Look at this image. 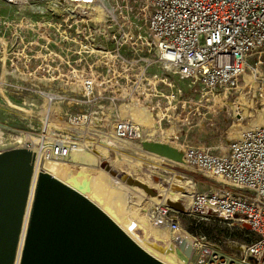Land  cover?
Returning <instances> with one entry per match:
<instances>
[{"label": "built area", "instance_id": "2783aa9c", "mask_svg": "<svg viewBox=\"0 0 264 264\" xmlns=\"http://www.w3.org/2000/svg\"><path fill=\"white\" fill-rule=\"evenodd\" d=\"M130 2L136 16L113 12L98 22L86 19L78 37L80 47L75 49H52V36L66 26L55 29L50 23L42 27L45 47L32 42L14 44L17 28L29 35L36 24L26 17L0 14V72L10 81L0 80V86L17 89L21 96L18 111L27 117L34 112L41 117L36 130L32 126L2 130L13 145L0 153L24 150L31 154L25 210L32 181L34 187L28 213L38 177L45 173L44 163L65 161L75 149L91 152L105 148L109 154H121L131 151L123 141L140 140V148L145 142L158 144L141 140L146 137L144 129L123 112L133 104L135 93L142 97V104L150 97H163L165 81L158 80L161 75L153 70L187 80L192 93H200L202 98L230 95L242 82L255 85V80L264 77V0ZM105 3L0 0V8L43 13L52 5L66 13L70 6L92 9ZM132 19L137 22L134 27ZM58 35H63L61 42L68 40L64 31ZM144 82L149 87L140 94ZM55 85L64 87L65 95L51 90ZM83 104L87 107L82 108ZM49 105L59 108L50 127L44 124ZM186 151L180 163L218 183L193 193L191 211L224 223L245 224L255 236L247 244L230 242L226 252L202 235L183 233L192 241L187 264H264V123L241 132L223 152L192 146ZM148 214L156 228L166 229L175 239L180 231L178 217L166 204L151 203Z\"/></svg>", "mask_w": 264, "mask_h": 264}, {"label": "rangeland", "instance_id": "374dc122", "mask_svg": "<svg viewBox=\"0 0 264 264\" xmlns=\"http://www.w3.org/2000/svg\"><path fill=\"white\" fill-rule=\"evenodd\" d=\"M106 3L108 7L113 10L114 14L120 13V15L129 17L136 16V10L132 7L130 0H106ZM50 6L51 7L48 8L47 12L43 13L34 12L31 9L25 8H19L18 11H16V9H7L1 7V15H9L10 17H26V19H29L31 22L36 24L34 28H31L33 32L29 35L22 33V29L20 32V28H17V36L16 39H14L15 41L12 40V43L14 41V44L20 45L21 42H32L45 47L44 40H42V27L50 23L55 29L57 26H66V28L58 29L59 31L57 32L56 37H53L51 35L52 49H55L56 47L65 49H75L80 47L79 40H81V38L78 37H81V26L85 23L86 19L94 21L92 17L96 16L95 11L85 8L91 13V15L88 16L87 14L79 13L81 11L78 12L77 7L74 6L68 7L66 13L61 12L59 9L55 8L52 5ZM92 14L94 16H92ZM131 22L132 27H134V24L137 23L133 19L131 20ZM88 25L92 24L90 23ZM21 26H23V24H21ZM50 30H52V33L54 35H56L54 29L50 28ZM62 31L65 32V37L68 39L64 42H61V37L63 36L61 35ZM58 34H60L61 36H59ZM22 35H26L25 37L27 40H24V37ZM137 52H139L138 49ZM133 54L137 55L139 53ZM154 72L161 75L157 76L158 80L165 81V85L161 88L163 97H150L146 101V104H142V97L138 98L135 93L133 104L130 106V108L123 110V112H125L127 116L129 115L130 111L138 108V106L147 108L148 111H150L149 113L145 109V111L147 112L146 116H148V119H145V127L137 124L144 129V134L146 136L141 138V140H159L158 142L156 141L158 144L166 145L168 147H170L168 144L169 141H177L176 143L178 144V147L176 146L175 148H170L179 152L181 154V158L183 157L184 152H187V146L210 149L214 153H220L226 149L230 141L238 138V135L240 134H238V130L240 128L248 126L255 121H257L255 122L256 124H261L264 122V86L262 85L264 77L255 80V85L252 84L246 86L242 82V84L238 86V89H236L235 92L231 93L230 95L224 96L220 94L215 98H202L200 93H192L193 89L190 88V83L187 80L180 79L178 77H172L170 75H162V73L157 72L156 70L152 71V73ZM147 79L149 82L151 81V84H154L152 78ZM0 80L10 84V81L6 80L3 72H0ZM147 83L148 82H144V85L146 86L139 89L140 94L145 93V89L149 87ZM51 90L57 92V95L62 96L65 95L66 89L64 87H60L59 85H55V88L53 87ZM67 93L68 91H66V94ZM150 93L153 94L152 91H150ZM17 94H19V92L14 88V86H0V126L4 128H6L7 126L11 129L21 130H25L28 126H32V128L36 130L38 127H40L41 117L38 116L35 112L31 114V117H27L25 113L18 111L17 109L20 106L19 103L21 100V96H17ZM240 94L242 95L241 97H245L247 99V102H249L245 106V108L247 107L249 111L245 114V118L243 119H241L240 116L236 115L237 113H243V111H235L233 108L236 103H239ZM248 106L250 108H248ZM83 107L86 108L87 105L83 104L82 108ZM58 109L59 108L55 105H49V107L45 111V125H48V127L53 125V113ZM155 114L158 115L157 118L155 117ZM130 120L133 121L131 118ZM9 139L11 140V138L8 137V134L5 133L3 138L0 139V151L5 150L13 145L12 141H10ZM123 143L127 148L131 150L129 152L121 153L124 156L125 160L128 159L132 162H135L136 160H139L138 157L140 152L142 150H145L149 153L156 154L173 162L180 163L181 161V158L177 161L169 157L157 154L153 151H149L143 148V146L142 148L137 147V145L140 143V140L133 142L123 141ZM148 144H152V142ZM138 148L140 150H138ZM76 150L81 155L90 153L89 151H85L83 149H75V152ZM96 151L97 150H95L94 152ZM80 159H82L79 160L81 164L88 163L87 161L83 160V158L80 157ZM122 163L123 165H125L124 161L121 162V164ZM110 164H113V168L118 167L116 163L113 162H104L99 165L97 161L93 162L92 166L96 167L98 165V167H100L106 173L113 174L110 171L111 168L108 167V165ZM159 165H161L163 169H166L168 172H171V174H173L171 175L170 173L157 171L156 175H152V178H157L155 179L157 180V183L165 189L171 187L169 178L172 177L180 179L181 181L189 179L192 182L194 192L204 191L210 186L213 187L218 185L215 180L203 177L198 173L192 172L191 170L183 166L182 163L181 165L174 166V164L164 161ZM148 169L150 168H145L143 169V171L146 172V170ZM178 176H183V178H180ZM121 179L128 182V179H126L125 176H122ZM129 183L133 184V182ZM173 191H175V189H173ZM148 193V195L154 196L156 191L152 190ZM137 200H139V205H135V207L140 209L141 215L149 217L148 206L144 204L143 198H139ZM184 204V199L180 198L176 205L171 206V208L169 207L170 212L178 217L180 232L183 231V233H186L187 235H202L210 241L220 244L222 249L226 252L229 251V243L232 241L247 244L255 239V236L249 231L248 226L245 224L240 225L236 222L224 223L214 217H206L200 214H196L191 211V205L185 210L182 209V205ZM127 207L128 204L123 205L121 207L122 211L124 212ZM130 237L134 240V242H136V244H138V236L136 231H134V233L130 235ZM148 241L151 245H155L150 240ZM156 246L159 249L161 248L158 245ZM162 247L166 246L163 245ZM145 250L153 254V252H151L148 247H145Z\"/></svg>", "mask_w": 264, "mask_h": 264}, {"label": "water", "instance_id": "95a60500", "mask_svg": "<svg viewBox=\"0 0 264 264\" xmlns=\"http://www.w3.org/2000/svg\"><path fill=\"white\" fill-rule=\"evenodd\" d=\"M145 144L148 143L142 146L147 149ZM23 152L28 155L27 168L20 158L0 153V264H13L25 215L31 154ZM125 231H136L138 241L147 238L134 225ZM125 231L84 197L42 173L35 185L19 264H164L145 252ZM174 236L172 250L165 241L149 238L155 244L151 245L155 248L152 252L161 256L165 250L174 264H187L192 241L180 232Z\"/></svg>", "mask_w": 264, "mask_h": 264}, {"label": "bare ground", "instance_id": "6f19581e", "mask_svg": "<svg viewBox=\"0 0 264 264\" xmlns=\"http://www.w3.org/2000/svg\"><path fill=\"white\" fill-rule=\"evenodd\" d=\"M105 3V0H104ZM78 12L81 14L91 15L89 11L84 8L77 7ZM92 10L95 11L96 16L92 14L94 22L100 21L105 15H112L113 11L109 8L106 3L101 6L95 5ZM100 12H99V11ZM105 14V15H104ZM150 80V79H149ZM247 78H245V82H247ZM151 82V81H150ZM149 82V83H150ZM151 84V83H150ZM153 84V83H152ZM242 90V89H241ZM240 93V92H239ZM263 95V94H262ZM239 103L234 105L235 111H243V113H237V116H240L241 119L245 118V114L249 111L245 106L249 103L247 99L241 97ZM262 98V96H261ZM216 101V100H215ZM222 101V99H221ZM224 105V104H221ZM248 108H250L248 106ZM264 110V109H263ZM262 110V111H263ZM147 112L145 108L138 106V108L133 109L129 112V117L138 125L143 127L146 122L145 119H148L146 116ZM154 122V121H153ZM257 122V121H255ZM255 122H252L248 126L240 128L238 130V134L248 130L250 128H254L257 125ZM264 123V122H263ZM4 127L0 126V139L3 138L2 130ZM144 133V132H143ZM27 139L28 135H25ZM34 139V138H33ZM157 142L159 140H156ZM177 142V141H176ZM175 141L170 142L169 146L175 148L178 144ZM128 144V143H126ZM137 145V144H135ZM139 147V145H137ZM178 147V146H177ZM135 148V147H134ZM140 148V147H139ZM83 158V160L87 161V164H81L79 160ZM138 157V156H137ZM139 160H134L132 162L130 160H125L122 154H109L107 149L101 148L96 152L91 151L88 154L81 155L80 153L75 152V150L70 154L69 158L65 161L60 162H46L43 164V171L50 175L53 179L69 188L70 190L76 192L80 196L84 197L87 201H89L92 205L101 210L104 214H106L121 230L125 231V229L129 226L138 227L142 230L147 238L142 239L140 241L137 240V243L145 252V247H148L151 252L152 249L149 238L159 239L161 241H165L168 249L172 250L174 247V239L168 233V231L164 228H156L154 224L150 220L149 217H145L140 214V209L135 207L139 204V198H143L144 204L149 206L151 203L156 202L160 204H166L171 208L178 203L180 198H183L185 204L182 205V209L189 208L192 203L193 198V185L192 182L187 180L176 179L175 177L169 178L171 182V187L165 189L157 183V178H152V175H156L157 171L168 172L166 169H163L161 162L167 161L175 165H181V163L173 162L167 160L161 156H158L153 153H149L145 150H142L138 157ZM97 161L100 165L101 163H116L117 168H113V164L108 165L111 168V173H106L103 171L98 165L93 167V162ZM125 162L121 164V162ZM145 168H150L148 170L143 171ZM148 172V173H147ZM159 174V173H158ZM173 175V174H171ZM122 176H125L127 181L121 179ZM183 178V176H178ZM130 180V181H129ZM169 181V180H168ZM133 182V184L129 183ZM34 187V181L31 183V188L29 192V197L27 200V208L25 210V215L23 217L21 231L19 234L14 261L13 264H19L20 254L23 247L25 230L27 226L28 219V209L29 204L31 202L32 191ZM175 189V191H173ZM156 191L154 196L148 195L150 191ZM128 204V207L122 211V206ZM126 232V231H125ZM180 232V231H179ZM129 236L133 233L126 232ZM183 233V232H180ZM167 249V250H168ZM153 257L157 258L160 262L164 264H174L173 257H170L167 252L160 255L151 254L147 252ZM158 253V252H157Z\"/></svg>", "mask_w": 264, "mask_h": 264}, {"label": "trees", "instance_id": "16d2710c", "mask_svg": "<svg viewBox=\"0 0 264 264\" xmlns=\"http://www.w3.org/2000/svg\"><path fill=\"white\" fill-rule=\"evenodd\" d=\"M147 149L159 153L161 155L164 156H168L170 158L173 159H179L180 158V153H176L173 150L169 149L168 147L165 146H154L151 144H145L144 145ZM24 150H8V151H4L3 153H9L12 154L11 157H15V158H20L22 160V164L24 165V168H27L28 165V155L25 154V152H23Z\"/></svg>", "mask_w": 264, "mask_h": 264}]
</instances>
